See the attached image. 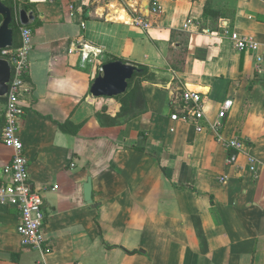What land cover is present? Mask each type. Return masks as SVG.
Returning <instances> with one entry per match:
<instances>
[{"label": "crops", "instance_id": "obj_1", "mask_svg": "<svg viewBox=\"0 0 264 264\" xmlns=\"http://www.w3.org/2000/svg\"><path fill=\"white\" fill-rule=\"evenodd\" d=\"M14 3L34 14L16 21V43L22 26L33 30L20 131L52 251L24 246L19 209L0 205V264H264V0ZM233 31L259 50L237 49ZM113 56L154 74L141 78L138 112L115 123L119 96L90 92ZM187 88L201 93L202 130L172 117L185 114ZM226 99L232 108L215 130ZM4 122L5 102L0 183L13 158ZM235 137L247 147L231 164L225 141Z\"/></svg>", "mask_w": 264, "mask_h": 264}, {"label": "built area", "instance_id": "obj_2", "mask_svg": "<svg viewBox=\"0 0 264 264\" xmlns=\"http://www.w3.org/2000/svg\"><path fill=\"white\" fill-rule=\"evenodd\" d=\"M160 5L156 1L153 4V11L159 12ZM135 23L143 28H149L150 23L144 17H136ZM191 21L188 22L187 27ZM33 30L27 26L21 27V42L18 47H10L1 50L2 57L10 60L12 66L9 90L5 101V122L2 130V142L13 150V158L6 168L10 174V181L0 183V205L16 207L20 211L18 233L22 244L35 250H40L43 254L52 251L46 244L44 231L47 222V212L44 206L43 191L39 189L30 179L29 158L25 151V146L21 138V120L24 113L21 94L29 70V55L32 49ZM231 38L235 42L237 49L259 50V44L241 36L237 31H233ZM258 61L263 58L258 55ZM183 100L187 110L183 116L173 114L174 119L183 118L192 121L198 130L204 129L201 123L205 119V111L202 96L199 91L187 88L183 94ZM233 101L226 99L222 102L218 112V118L211 123L215 130L222 126L224 118L232 108ZM225 145L230 149L228 163L235 164L239 156L245 152L247 141L241 137H235L225 141ZM250 168L257 170L256 159L249 155Z\"/></svg>", "mask_w": 264, "mask_h": 264}, {"label": "water", "instance_id": "obj_3", "mask_svg": "<svg viewBox=\"0 0 264 264\" xmlns=\"http://www.w3.org/2000/svg\"><path fill=\"white\" fill-rule=\"evenodd\" d=\"M0 50L7 49L14 44V29L12 24L19 21L23 25L30 24L34 19L32 11L28 12L25 8L13 10L0 0ZM142 69L138 64L126 62L121 59L112 60L104 63L96 78L93 80L90 92L95 97H118L124 95L129 88V80L136 73H141ZM12 66L6 57H0V97L7 96L9 82L11 80ZM87 200H91L92 186L89 181L85 186Z\"/></svg>", "mask_w": 264, "mask_h": 264}, {"label": "trees", "instance_id": "obj_4", "mask_svg": "<svg viewBox=\"0 0 264 264\" xmlns=\"http://www.w3.org/2000/svg\"><path fill=\"white\" fill-rule=\"evenodd\" d=\"M6 5H8L14 12L15 9L18 8V5L14 3L15 0H2ZM0 23H1V16H0ZM12 27L14 29V44L13 48L18 47L20 43L15 42V37L17 33L19 32L18 28L16 27V21L14 20ZM0 57L1 55V50H0ZM119 59L116 56H113L110 58L109 61L112 60H117ZM126 61V60H123ZM127 62V61H126ZM134 63L138 64L140 68L142 69L141 73H136L134 76L129 80V88L127 92L124 95L119 96V98L122 101V109L121 112L118 114L117 117L113 118L110 122L115 123L117 120L122 118L125 115H129L131 113H137L139 110V106L141 105V78L143 77L144 79H153L154 74L153 72H150L149 68L146 65H143L141 63L135 62ZM5 98L0 97V103L5 102ZM101 117H105L102 116ZM64 129H67V124L62 125Z\"/></svg>", "mask_w": 264, "mask_h": 264}, {"label": "rangeland", "instance_id": "obj_5", "mask_svg": "<svg viewBox=\"0 0 264 264\" xmlns=\"http://www.w3.org/2000/svg\"><path fill=\"white\" fill-rule=\"evenodd\" d=\"M2 106V103H0V107Z\"/></svg>", "mask_w": 264, "mask_h": 264}]
</instances>
